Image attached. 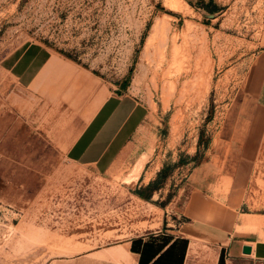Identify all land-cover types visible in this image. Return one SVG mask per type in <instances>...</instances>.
<instances>
[{"label":"rangeland","instance_id":"1","mask_svg":"<svg viewBox=\"0 0 264 264\" xmlns=\"http://www.w3.org/2000/svg\"><path fill=\"white\" fill-rule=\"evenodd\" d=\"M33 40L130 91L147 115L100 174L66 162L0 102V264H49L125 240L138 264L182 263L185 242L164 233L188 195L230 201L238 147L220 129L264 48V0H0V58ZM7 83L0 73V94ZM257 149L231 201L264 213V130ZM218 264L264 260L222 249Z\"/></svg>","mask_w":264,"mask_h":264},{"label":"crops","instance_id":"2","mask_svg":"<svg viewBox=\"0 0 264 264\" xmlns=\"http://www.w3.org/2000/svg\"><path fill=\"white\" fill-rule=\"evenodd\" d=\"M0 73L8 80L0 94L1 105L42 133L66 162L100 174L113 167L147 115L136 95L112 87L39 40L6 52L0 58ZM239 92L220 129L222 139L238 147L229 175L230 201L202 190L188 195L177 226L164 233L171 242H185L180 264H218L222 249L228 255L264 260V213L241 211L231 201L248 186L264 130V48ZM245 244L250 245V253L242 252ZM138 259L131 241L125 240L49 264H138Z\"/></svg>","mask_w":264,"mask_h":264},{"label":"water","instance_id":"3","mask_svg":"<svg viewBox=\"0 0 264 264\" xmlns=\"http://www.w3.org/2000/svg\"><path fill=\"white\" fill-rule=\"evenodd\" d=\"M242 252L243 253H250L251 252V247H250V245H243L242 246Z\"/></svg>","mask_w":264,"mask_h":264},{"label":"bare ground","instance_id":"4","mask_svg":"<svg viewBox=\"0 0 264 264\" xmlns=\"http://www.w3.org/2000/svg\"><path fill=\"white\" fill-rule=\"evenodd\" d=\"M141 166H142V164H139V165H138V167H137V169H136L137 172H139V170H141V169H140Z\"/></svg>","mask_w":264,"mask_h":264}]
</instances>
